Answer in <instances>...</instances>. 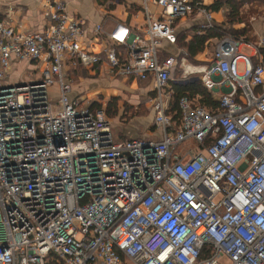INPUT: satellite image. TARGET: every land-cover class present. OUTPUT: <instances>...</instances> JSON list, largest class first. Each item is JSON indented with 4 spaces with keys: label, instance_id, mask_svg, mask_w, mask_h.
<instances>
[{
    "label": "built area",
    "instance_id": "2783aa9c",
    "mask_svg": "<svg viewBox=\"0 0 264 264\" xmlns=\"http://www.w3.org/2000/svg\"><path fill=\"white\" fill-rule=\"evenodd\" d=\"M141 2L142 28L96 25L91 38L64 1L43 4L41 31L0 20V264H264V39L224 37L207 66L185 64L161 44L193 11L213 29L210 12ZM13 59L42 67L38 78L10 82ZM101 66L152 83L160 140L118 141L105 109L69 97L65 68ZM197 75L217 107L181 97L175 122L168 89Z\"/></svg>",
    "mask_w": 264,
    "mask_h": 264
},
{
    "label": "crops",
    "instance_id": "0c3cea01",
    "mask_svg": "<svg viewBox=\"0 0 264 264\" xmlns=\"http://www.w3.org/2000/svg\"><path fill=\"white\" fill-rule=\"evenodd\" d=\"M52 1H64L67 4V11L70 16H73L84 23L85 29L87 31V36L89 38L93 36V29L96 25H102L103 31L107 34L110 33L116 25L126 26L127 28L134 30L137 28H142L145 23L141 0H0V20H7L12 28L15 29V31L25 33L41 31L48 23L45 11L43 9V4H45L46 2L51 3ZM195 1L199 2L202 7L206 8L210 12L212 25L214 27L222 29L228 27L230 19H228L229 6L227 4V0ZM215 6L217 7L216 9ZM248 7H251V5H245L243 7V10L247 9ZM149 11L152 13L153 17L158 16V8L154 5H149ZM204 23V18L196 11H193L192 14L188 16L175 18L173 21V27L175 29L176 37L181 34H186L187 40H190L191 32L201 29V26L204 25ZM248 24H250V21H247L245 19L241 24L234 25L233 29H242L245 27L250 28ZM256 27L257 24L253 26V29H255ZM252 36L256 38V41L254 43H251L250 45H254L259 40L264 39L263 34H260L259 31L256 30ZM216 42H218V40H211L209 47L214 48ZM248 45H239V49L240 51H242V48H245L246 50H248V53L243 54L248 57H252L254 55V49L250 48ZM91 47L95 52L99 50V45L93 42H91ZM207 49L208 47L202 53L203 55L200 54L195 58V60L198 62L197 64H194L195 66L202 67L209 64L213 51L210 58H206ZM160 50L163 57L174 56L178 58L179 62L185 60L182 56H180V51L182 49L177 45V42L175 45L163 42L161 44ZM28 64L32 65L30 63ZM28 64L18 62L17 60L13 59L8 75L9 81L16 82L20 78H22L24 76V73L27 72L30 68ZM86 70H90L99 77L106 78V80L110 82L121 81L122 85H120L116 89H119L122 92H131V89L126 86V83L134 82L135 85L137 82V84L143 88L142 93L144 94V96H146L149 102L153 98L152 96H154L153 85L148 81L140 82L137 80H125L112 77L107 73L103 66L98 69L89 68ZM193 81H199L198 75L192 77L187 82L174 84L186 85ZM172 85L173 84L170 85V88L168 89L169 91H172ZM213 96L215 99L217 93H215ZM111 101L112 100H107V103ZM173 106H175L174 101ZM176 127L177 123H175V128ZM112 133L114 138L117 140V137H115V130H113ZM160 138L161 133L155 129L154 123L146 127V135L142 137V139H149L154 141H158L160 140Z\"/></svg>",
    "mask_w": 264,
    "mask_h": 264
},
{
    "label": "rangeland",
    "instance_id": "374dc122",
    "mask_svg": "<svg viewBox=\"0 0 264 264\" xmlns=\"http://www.w3.org/2000/svg\"><path fill=\"white\" fill-rule=\"evenodd\" d=\"M256 7V6H255ZM254 8V7H253ZM253 8L248 7L241 12L244 13V17L247 21H250L249 31L253 35L256 31L264 36V6L257 7L256 11ZM257 24V27L253 29V26ZM250 41L249 44L254 43ZM248 43V42H247ZM213 48L208 47L206 53L207 57L210 58ZM241 53H248V50L242 48ZM203 55V54H202ZM201 55V56H202ZM28 64L27 62H23ZM185 64L195 66L194 62L186 61ZM29 65V64H28ZM30 68L24 73V76L19 79L31 81L38 78V74L42 71V67L38 68L35 65H29ZM64 80L70 85L71 99H77L85 103H96L93 108L105 109L109 114L107 117L110 122L111 132L115 130V134L118 141L128 140L134 138H142L146 135V127L152 125L154 119V112L152 109L151 101L149 102L142 93V87L134 82L126 83V86L131 89V92H122L118 88L122 85L121 81L110 82L106 78L99 77L90 70H86L82 67L70 68L67 67L63 70ZM24 78V79H23ZM13 82V81H12ZM52 94L49 96V100L52 104H56L57 95L55 94L56 89L53 86L51 88ZM153 97V96H152ZM107 100H112L116 104L107 108ZM95 105V104H93ZM107 108V109H106ZM184 149L189 147H195L194 143H186L181 146ZM178 152V151H177ZM222 264H227L226 260L221 261Z\"/></svg>",
    "mask_w": 264,
    "mask_h": 264
},
{
    "label": "trees",
    "instance_id": "16d2710c",
    "mask_svg": "<svg viewBox=\"0 0 264 264\" xmlns=\"http://www.w3.org/2000/svg\"><path fill=\"white\" fill-rule=\"evenodd\" d=\"M227 4L229 6L228 19L230 20L228 27H225V29L214 27L213 29L207 30H194L191 32L190 40H187L186 34H181L176 37L177 45L187 53V56L185 57L186 60L198 63L195 58L202 54L207 47H209L211 40H220L224 37H230L235 41H244L248 43L255 40L251 37V33L247 27L242 29H233V26L236 24H241L245 20L244 13L241 12L245 5H251L252 8L254 7L253 10L256 11L257 7L264 6V0H227ZM216 6L215 9L217 8ZM172 97L175 103L181 97H187L195 104H198L207 110H212L217 107V102L215 101L214 97L211 95V93L206 91L200 81H193L186 85L173 84ZM114 104H116V102H109L107 108H110ZM93 107L98 106L93 105ZM105 112L107 117H109V114H107L108 112ZM172 113L174 114L173 118L175 122H177L178 116L176 114V104L172 107ZM206 144H208V141L205 143V145ZM47 264L60 263L54 261L52 263L48 262Z\"/></svg>",
    "mask_w": 264,
    "mask_h": 264
}]
</instances>
